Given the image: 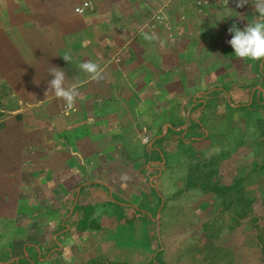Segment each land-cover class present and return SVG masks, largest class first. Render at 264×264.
Returning <instances> with one entry per match:
<instances>
[{
	"label": "crops",
	"instance_id": "1",
	"mask_svg": "<svg viewBox=\"0 0 264 264\" xmlns=\"http://www.w3.org/2000/svg\"><path fill=\"white\" fill-rule=\"evenodd\" d=\"M236 4L0 0V264H162L159 231L183 216L202 264H226L233 243L208 242L264 193V59L228 43L258 14ZM52 66L79 88L72 108L44 95ZM201 167L211 183L192 184Z\"/></svg>",
	"mask_w": 264,
	"mask_h": 264
},
{
	"label": "rangeland",
	"instance_id": "2",
	"mask_svg": "<svg viewBox=\"0 0 264 264\" xmlns=\"http://www.w3.org/2000/svg\"><path fill=\"white\" fill-rule=\"evenodd\" d=\"M200 170H202L203 177L201 176L199 178L191 175L189 180L192 179L190 180L192 184L205 182L204 180L208 179L207 177L211 172L216 171V169L209 170L207 167H201ZM208 182H210L209 179ZM188 184L189 183H187V185ZM200 186L202 188L205 187L203 184ZM251 194L253 195V198L245 197L237 202V204H240L243 210H245L244 213L241 211V215L236 214L238 218L242 219V223L239 221L234 222L231 219L233 216H229V221L226 222V224L229 226L231 224L232 227L224 228V231L218 234L217 239H212V241L208 242V246L213 245L220 249L221 247L224 249L223 245L226 247L227 244L230 245L233 243L230 247H227L231 249L232 253L230 256L233 259V263L231 264H264V193L262 197L259 191H256L255 193L252 192ZM182 200H184V198H182ZM236 211L237 209L235 210V206L230 207V213ZM226 213L228 212H223L220 217H223ZM232 215H235V213H232ZM185 217L186 216H183L179 221L181 223L177 225L176 229H169L167 232L162 230L159 231L158 236L160 239V247L162 249L159 250L158 254L160 253V255L157 256V258H161L162 264H202V256L207 259L209 258V256L205 255L206 252L200 254V250H203L201 247L205 245L203 236L204 231H201L196 225H194L193 229L180 232L183 225L185 227L189 225ZM195 218L196 215L194 213L193 222L195 221ZM31 223L34 222L32 221ZM36 227H39V224L33 226V228ZM17 234L18 237L22 232L19 231ZM191 234H196V238H190ZM112 244H114L113 241ZM12 246L13 245H10L8 248L6 247L8 249L6 252H11L13 254L15 249L14 246ZM6 252L4 253V256H7L8 258L12 257L10 255L8 256ZM230 256L226 257V264H230V262H228ZM113 263H115V261ZM156 264H160L159 259L156 260Z\"/></svg>",
	"mask_w": 264,
	"mask_h": 264
},
{
	"label": "clouds",
	"instance_id": "3",
	"mask_svg": "<svg viewBox=\"0 0 264 264\" xmlns=\"http://www.w3.org/2000/svg\"><path fill=\"white\" fill-rule=\"evenodd\" d=\"M251 2L255 6L258 18L250 21L244 28L233 24L228 29V32L232 34V39L228 43L234 49L236 57L257 61L264 59V0H251ZM247 3H249V0H237L236 6L238 8L243 7ZM231 11L232 9L228 7V17L231 16ZM159 19L164 21L167 17L162 16ZM142 36L148 42H156L162 47L164 46V41L156 33L144 32ZM63 58L71 62L70 56L64 55ZM78 68L93 79L99 80L104 78L101 65L95 61L87 60L81 62ZM48 74L53 78L48 81V88L44 95L48 97L50 94H53L58 99H62L68 108H72L81 95L78 86L76 84H72L70 87L66 85L67 77L62 68L52 66L48 69Z\"/></svg>",
	"mask_w": 264,
	"mask_h": 264
},
{
	"label": "built area",
	"instance_id": "4",
	"mask_svg": "<svg viewBox=\"0 0 264 264\" xmlns=\"http://www.w3.org/2000/svg\"><path fill=\"white\" fill-rule=\"evenodd\" d=\"M88 6H89V3H88V2H85V3L82 4V6H80V7H75V8H74V12H75V13H78V14H82V13H84L85 9H86ZM159 17H161V16H157L156 18L159 19ZM144 140H146V138H144Z\"/></svg>",
	"mask_w": 264,
	"mask_h": 264
},
{
	"label": "trees",
	"instance_id": "5",
	"mask_svg": "<svg viewBox=\"0 0 264 264\" xmlns=\"http://www.w3.org/2000/svg\"><path fill=\"white\" fill-rule=\"evenodd\" d=\"M89 264H102V263H99V262L97 263V262H93V261H92V262H90ZM110 264H112V263H110ZM154 264H155V263H154Z\"/></svg>",
	"mask_w": 264,
	"mask_h": 264
}]
</instances>
